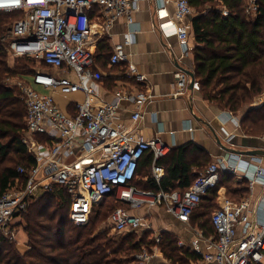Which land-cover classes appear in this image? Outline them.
<instances>
[{"label": "built area", "instance_id": "2783aa9c", "mask_svg": "<svg viewBox=\"0 0 264 264\" xmlns=\"http://www.w3.org/2000/svg\"><path fill=\"white\" fill-rule=\"evenodd\" d=\"M191 9L188 0H175L172 20L161 25L164 34L177 36L185 54L192 46L188 42V26L182 22ZM1 11L22 12L3 37L6 54L14 59H34L39 68L29 75L16 76L13 85L10 78L6 79L9 86L17 88L26 108L27 136L22 142L35 157V164L29 169L18 166L16 170L23 179L16 180L0 195V246L4 238L15 239L13 220L26 211L32 200L55 187L63 188L71 197L69 216L77 224L88 219L93 203L106 197L113 196L127 205L115 207L107 217L109 227L121 233L151 231L149 223L130 213L141 207L162 205L177 220L189 222L201 198L215 188L223 173L246 179L250 187L257 182L264 186L262 157L250 155V160H244L237 154L212 161L184 191H154L133 185L143 154L151 155L150 173L158 184L165 174L159 160L171 149L160 137H145L136 129L142 118L140 107L152 101L153 94L140 90L118 92L109 102L94 103V89L87 85V81H99L103 76L89 46L96 33L91 14H101V31L121 16L131 25L130 0H0ZM255 11V1L249 0L247 14L252 17ZM158 14L165 16L167 12L163 9ZM135 33L136 28L130 27L124 38L111 46L108 65L126 63L127 76L141 83L146 76L129 61L127 52ZM174 79L171 96L176 98L185 93L190 77L177 69ZM191 89H200L196 79ZM77 93L83 97L69 101L71 110L63 108L55 97L59 94L69 98ZM122 100L136 103L130 125L116 120ZM258 101L264 102V96ZM227 114L239 126L238 118L231 111ZM36 135L48 140L39 142ZM210 221L214 235L206 236L202 230L194 229L196 237L190 243V251L215 264H264V195L254 209L246 200L234 202L225 198L211 213ZM154 238L159 241L160 234ZM202 245L212 251L204 252ZM151 257L152 253L142 250L121 264H149Z\"/></svg>", "mask_w": 264, "mask_h": 264}, {"label": "trees", "instance_id": "16d2710c", "mask_svg": "<svg viewBox=\"0 0 264 264\" xmlns=\"http://www.w3.org/2000/svg\"><path fill=\"white\" fill-rule=\"evenodd\" d=\"M254 1L256 11L253 18L246 12V0H188V3L198 7L206 2L211 5L206 14H199L192 20L195 41L193 72L200 85L199 92L221 109L237 114L245 135L261 137L264 136V102L254 103L264 96V0ZM219 3L226 8V15L215 9ZM17 14L18 17L14 18ZM21 16L20 11L0 12V195L16 180L23 179L16 170L18 166L29 169L35 164V157L22 142L26 135V108L17 88L6 83L11 76L34 70L35 60L31 58H17L12 66L7 63L3 37ZM105 43V40L99 43L97 57L94 54L96 62L107 58L108 63L110 49H105ZM35 139L39 142L48 140L41 135H36ZM209 160V155L191 142L171 147L159 160L165 174L157 184L150 173L151 155L143 154L132 183L154 191H184L205 170L203 164L208 166L211 163ZM15 161L19 164L15 165ZM229 181L236 182L233 174H221L215 188L209 190L195 208L201 214L196 225L206 236L215 233L209 210L216 202L217 190L220 184L227 185ZM238 185L228 193H248L245 179H241ZM228 198L234 202L241 200ZM70 204L71 197L59 187L32 200L19 221L26 234V248L23 252L18 251L14 240L2 239L0 264H121L134 259L136 251L142 250L139 247L145 244V237L133 242L131 234L115 237L108 236L106 231H95L108 206H111L108 215L117 206L127 207L113 196L100 201L86 224L74 225L69 220ZM160 241H163L162 245L159 244L162 252L172 260H180V255L191 259L200 257L190 249L178 246L170 234L161 233Z\"/></svg>", "mask_w": 264, "mask_h": 264}, {"label": "crops", "instance_id": "0c3cea01", "mask_svg": "<svg viewBox=\"0 0 264 264\" xmlns=\"http://www.w3.org/2000/svg\"><path fill=\"white\" fill-rule=\"evenodd\" d=\"M130 2L133 4L131 25L125 16H121L115 19L108 29L101 31L98 28L101 23V14H91V21L96 24V33L90 38L89 46L97 57L99 43L102 40L106 42L107 48L105 49H110L114 43L120 42L124 38L130 27L136 28L133 43L127 48L128 59L136 65L139 72L146 76V81L138 83L127 76L126 63L109 66L107 58L105 61H97L103 76L99 81H87V85L94 89L93 102H109L118 92L134 93L138 90L151 92L153 94L152 101L140 107L142 118L136 124L137 131L145 137L158 136L171 147H178L189 142L196 144L209 155L211 162L219 158H229L232 154L240 155L244 160H250V155L244 154V151L264 150V136L245 135L241 131L240 125L237 126L230 120L231 116L227 114V110L204 99L199 90H192L189 85L190 80L183 95L176 98L171 96L176 70H194L193 48L195 41L192 33V20L199 14H206L211 8L210 3H203L199 7L190 5L191 13L185 17L182 23L188 26V42L192 49L188 54H185L177 36L164 34L161 27L162 24L172 20L175 0H130ZM248 2L249 0H246V6ZM163 9L167 14L159 16L158 11ZM215 9L223 15L227 14L226 8L221 3L216 5ZM55 97L63 108L71 110L69 101L82 99L83 95L77 93L69 98H64L56 94ZM135 109L134 101L122 100L116 120L130 125V117ZM233 116L240 122V117L237 114L233 113ZM215 134L220 143L217 142ZM260 156L262 157L260 165L264 167V155ZM235 179H238L236 182L241 181L240 178L235 177ZM247 185L248 195L241 200H246L249 208L254 209L257 200L264 195V186L259 182L252 187L248 182ZM221 190L218 189L216 195V202L220 201L219 203L223 200L218 195ZM130 213L143 218L146 223L150 224V234L154 236L161 233L170 234L176 239L177 244L181 243L179 246L184 250L190 249V243L196 237L194 229L201 230L196 225L201 220V214L198 211L187 223L174 218L162 205L136 208L130 210ZM202 250L204 252L212 251L205 245H202ZM151 253L149 264H215L202 260L201 256L198 259H191L188 256L180 255V260H172L157 246L152 249Z\"/></svg>", "mask_w": 264, "mask_h": 264}, {"label": "rangeland", "instance_id": "374dc122", "mask_svg": "<svg viewBox=\"0 0 264 264\" xmlns=\"http://www.w3.org/2000/svg\"><path fill=\"white\" fill-rule=\"evenodd\" d=\"M18 17V14L14 17V18H17ZM17 58H11V57H8V55H7V63L10 65V66H12V65H14L15 64V62L17 61L16 60ZM34 68H39L38 67V65H37V63L36 62H34V64L32 65ZM30 73H28V74H23V75H29ZM25 77V76H24ZM10 78V84L11 85H13V82L16 80L15 78H16V76H11V77H9ZM15 87V86H14ZM259 100V99H258ZM258 100H256V103H254V104H258V103H260ZM24 136H27V135H24ZM211 160V159H210ZM209 160V161H210ZM15 165H18L19 163L18 162H16L15 161V163H14ZM207 165L206 164H203V170L205 169V167H206ZM236 180H238V179H236ZM221 186V187H220ZM220 186H219V190L220 189H222L221 190V192H220V194H218V195H220L221 196V198L222 199H225V198H228V197H232V198H234V199H240V198H242V197H245L246 195H248V193L246 194V193H241V191H239V193H237V194H234V195H232V194H229L228 193V191L230 192L233 188H236V187H239V185H238V182H235V181H229L228 182V184L227 185H221L220 184ZM240 186H241V184H240ZM231 193V192H230ZM219 197V196H218ZM220 198V199H221ZM220 201H218V202H215V204L213 205V207L209 210V212H210V215H211V213H212V211H214L216 208H218L220 205H221V203H219ZM100 202H98V203H93L92 204V208L90 209V212H89V214H88V219L83 223V224H86V223H88V221H89V219H90V216L92 215V213H93V210H96L97 208H98V204H99ZM110 208H111V206H108V209H107V211H106V215L103 217V219H101V220H99L98 222H97V224H96V226H95V231H106L107 232V235L108 236H115V237H118V236H120V235H125V234H131V236H132V240H133V242H135V241H137V240H139V238H141V237H145L146 238V242H145V244H143V246H141V247H139V248H141L142 250H146L147 252H149V253H151L152 252V249L155 247V246H157V247H159V244L160 245H162V242L163 241H155V238H154V235H152V234H150L149 232L150 231H142L141 229H139V230H137V231H129V232H121V233H119V232H115V231H113L110 227H109V225H108V221H107V217H108V212L110 211ZM198 209V208H197ZM196 211V210H195ZM69 212H70V210H69ZM209 215V216H210ZM20 218L21 217H18V218H15L14 220H13V224H14V226H16V239H14V244H15V248L18 250V251H21V252H23L24 251V249L26 248V244H25V240H26V235H25V232H24V230H23V225H21L20 224ZM69 218H70V216H69ZM74 225H77V223H74V221L70 218L69 219ZM79 225V224H78ZM178 246H179V244H177ZM142 250H140L139 251V249L136 251V253H140Z\"/></svg>", "mask_w": 264, "mask_h": 264}, {"label": "water", "instance_id": "95a60500", "mask_svg": "<svg viewBox=\"0 0 264 264\" xmlns=\"http://www.w3.org/2000/svg\"><path fill=\"white\" fill-rule=\"evenodd\" d=\"M185 71H186V73L190 77V83H189V85L191 87L192 86V83H193V81L195 79L194 72L193 71H189V70H185ZM215 138H216L217 142L220 143V140H219V138H218V136L216 134H215ZM243 153L244 154H248V155H258V154L264 155V150L252 149V150L244 151Z\"/></svg>", "mask_w": 264, "mask_h": 264}]
</instances>
